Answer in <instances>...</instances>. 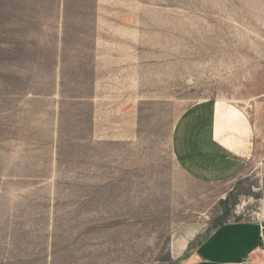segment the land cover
<instances>
[{
    "label": "rangeland",
    "instance_id": "374dc122",
    "mask_svg": "<svg viewBox=\"0 0 264 264\" xmlns=\"http://www.w3.org/2000/svg\"><path fill=\"white\" fill-rule=\"evenodd\" d=\"M93 7L0 0V264H185L217 226L264 218V0H116L101 4L111 18L62 17ZM205 99L255 127L228 183L171 159L176 117ZM125 123L133 140L115 141Z\"/></svg>",
    "mask_w": 264,
    "mask_h": 264
},
{
    "label": "crops",
    "instance_id": "0c3cea01",
    "mask_svg": "<svg viewBox=\"0 0 264 264\" xmlns=\"http://www.w3.org/2000/svg\"><path fill=\"white\" fill-rule=\"evenodd\" d=\"M62 2L92 4L96 10L90 11L95 15L63 18L104 19L111 17L101 15V4L116 0ZM118 127L120 135L115 141L133 140L127 130L133 125L125 123ZM133 131L136 130H131L132 135ZM255 144L256 131L249 117L237 105L223 100L205 99L187 106L178 114L169 133L172 161L190 180L203 184L228 183L241 177ZM263 254L264 218L243 219L213 229L191 250L185 264H263Z\"/></svg>",
    "mask_w": 264,
    "mask_h": 264
},
{
    "label": "built area",
    "instance_id": "2783aa9c",
    "mask_svg": "<svg viewBox=\"0 0 264 264\" xmlns=\"http://www.w3.org/2000/svg\"><path fill=\"white\" fill-rule=\"evenodd\" d=\"M261 261H262V263L264 264V254H263L262 257H261Z\"/></svg>",
    "mask_w": 264,
    "mask_h": 264
}]
</instances>
